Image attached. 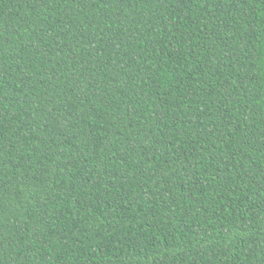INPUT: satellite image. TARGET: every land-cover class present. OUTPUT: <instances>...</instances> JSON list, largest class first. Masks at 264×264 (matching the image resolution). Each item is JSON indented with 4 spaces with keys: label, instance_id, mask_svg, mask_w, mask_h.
Segmentation results:
<instances>
[{
    "label": "trees",
    "instance_id": "trees-1",
    "mask_svg": "<svg viewBox=\"0 0 264 264\" xmlns=\"http://www.w3.org/2000/svg\"><path fill=\"white\" fill-rule=\"evenodd\" d=\"M0 264H264V0H0Z\"/></svg>",
    "mask_w": 264,
    "mask_h": 264
}]
</instances>
